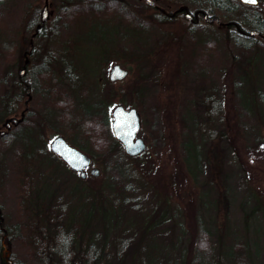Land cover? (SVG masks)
I'll list each match as a JSON object with an SVG mask.
<instances>
[{
  "label": "rangeland",
  "instance_id": "rangeland-1",
  "mask_svg": "<svg viewBox=\"0 0 264 264\" xmlns=\"http://www.w3.org/2000/svg\"><path fill=\"white\" fill-rule=\"evenodd\" d=\"M52 1L45 34L37 37L33 31L45 0L0 3V130L9 131L6 120L20 115L28 97L19 76L26 57L34 107L24 122L30 126L14 124L0 135V235L8 245L0 264L35 263L31 236L16 238L14 225L28 217L26 206L40 197L48 201L54 192L67 200L72 184L85 193L83 186L94 189L89 196L83 193L82 204L88 211L95 205L93 223L109 254L104 264H200L195 236L204 228L213 248L210 264H233L230 250L237 241L249 243L253 264H264V40L252 35L254 45L246 48L236 43L240 32L216 21L193 26L180 16L181 21L166 22L159 19L165 13L145 0H100L102 10L96 13L101 14L87 10L85 17L78 0ZM259 1L254 10L264 18V0ZM157 2L167 8L171 1ZM213 12L221 20L234 17ZM104 14L119 22L121 34L114 33L110 42L93 39L100 32L83 36L87 22ZM79 39L81 49L72 58L84 64L97 48L108 49L98 54L103 61L97 95L110 117L118 103L135 105L143 118L138 135L148 144L139 156H124V171L106 165L110 156L94 158L85 148L93 157L91 166H99L101 173L92 175L90 166L83 179L49 149L53 135L65 134L73 142L72 127L85 128L89 122L96 128L101 119L96 110L87 113L91 122L81 120L87 119L85 112L75 126L71 121L72 104L80 105V84L58 61L63 43L71 46ZM117 62L129 73L107 82ZM240 90L251 98L250 108ZM187 139L201 149L198 178L187 163ZM30 149L34 156L27 155ZM107 225L112 228L103 232Z\"/></svg>",
  "mask_w": 264,
  "mask_h": 264
},
{
  "label": "trees",
  "instance_id": "trees-1",
  "mask_svg": "<svg viewBox=\"0 0 264 264\" xmlns=\"http://www.w3.org/2000/svg\"><path fill=\"white\" fill-rule=\"evenodd\" d=\"M4 1L5 0H0V3H3ZM231 1L232 2L228 6L222 2L220 3L219 0H216L213 3L214 8L224 12L229 16V12L234 14V17H231L230 19L232 21H236L240 27L248 33L245 35L240 32L239 35L235 37L236 43L239 46L250 48L254 45L249 43L250 38H253L250 33L252 30L264 32V20L261 19L260 13H258L257 10H254V7L257 4H248L240 0ZM240 8L247 9L241 11ZM98 11H101V8L98 9ZM98 13L101 14V12ZM94 14H96V9H94ZM114 21V19L106 16L105 14L104 16L98 15V18L90 19L87 22L86 29L89 30L88 34L92 31L98 33L100 32L99 35L93 36V39L104 38L106 40L107 38L110 42L112 41L114 33L121 34L122 32L119 22L114 23ZM231 27L238 31L234 25ZM88 39L90 40V36ZM145 40L146 38L144 41ZM114 49L115 47L113 48V51ZM91 50L89 52H91ZM102 50L104 53H106V50L108 51L107 48H102ZM102 50H98L97 48L94 53L95 55L89 57V60H87L86 64H84L82 61H79L78 66L80 67L78 68H82L83 76L87 77L86 79H83L82 76L79 80H77L76 83L80 84V96L79 98L77 97L80 101V105L76 107L75 104H72V108L69 111L73 126H75L74 121L80 120L84 112L86 113L85 116H87V119L83 118L81 119L82 121L88 120L91 122L92 118L89 117V115L91 114V111L96 110H99L98 113L101 119L98 121V124H95L97 125L96 128L91 126L92 124L89 122L88 126L85 128H81L80 125H76L75 128L72 127V140L75 145L81 147L83 150H85V148H89L94 155V158H99L100 156H110L109 159L106 160V165H113L112 167L117 168L119 171H124V166L126 164L124 162V156L128 155L130 157H137L140 154L132 156L125 152L122 143L114 135L111 125L112 116L110 117L108 108L104 107L105 100L101 98L102 96L99 94L97 95L102 84L101 78H98L100 63L103 61L102 59L101 62H99L98 54ZM249 62L252 67L255 65L253 61L249 60ZM90 74H94V77H91ZM105 78L106 77L104 76V79ZM106 79V81L109 82L108 78ZM240 97L243 99L244 106L246 108H250L248 100H251V98L249 95H244L243 91L240 90ZM260 101L264 103L263 91H260ZM87 113L89 115H87ZM256 140H259V138L256 137ZM185 148L188 161L187 163L190 164L189 169L191 171V175L195 178H198L201 175H198L197 172H201L200 161L202 156L200 146L196 144L195 141L187 139ZM112 152L117 153L119 157H116V159L114 155L111 154ZM27 155L31 157L35 154L32 149H30V151L28 150ZM53 166L56 167L57 164ZM115 173L116 172H114V175ZM81 179L83 178L81 177ZM23 183L29 191V186L31 185L30 180L25 178ZM70 186V192L68 193L69 198L67 200L65 197H59L58 195L60 193L58 194L53 192V195L50 197L51 199L48 201H44L43 197H40V199H38L35 204L33 203L28 206L25 205L24 200L20 202L21 212L23 211V205H25V210H27L28 217L25 219L23 216L21 217V219L14 225L13 233L18 239H24L28 235L31 236V249L34 250L35 248V263L29 262V264H104V261L107 259L109 254H106L105 246L102 244V242H100V236L97 234V227L93 223V219L95 217V205L92 203L93 207L88 211L87 208L82 204V202L85 200L83 199V193H85L84 190H81L78 185L72 184ZM83 188L85 189V194L87 195L93 189V187L85 186H83ZM72 194H77L75 197L78 198L76 200L74 198L70 199V197L74 196ZM85 212H87V216L85 215ZM162 215H165V213H162ZM201 220L202 218L200 221ZM200 225L202 226L201 228H204L202 223H200ZM110 227L112 228V225L105 226L103 232L109 230ZM4 236L5 234L3 236L0 235V257L3 262L6 260V247L8 246L7 243H5ZM209 238L210 231L206 228H204L197 236H195L197 260H199L200 264L211 263L213 257V248L210 246L211 243L209 242ZM248 244V242L245 243L237 241L232 245V249L230 250V258L233 264H253V260L250 258L251 252L249 251ZM199 245L202 246L199 247ZM14 264L27 263L24 259H19L15 261Z\"/></svg>",
  "mask_w": 264,
  "mask_h": 264
},
{
  "label": "flooded vegetation",
  "instance_id": "flooded-vegetation-1",
  "mask_svg": "<svg viewBox=\"0 0 264 264\" xmlns=\"http://www.w3.org/2000/svg\"><path fill=\"white\" fill-rule=\"evenodd\" d=\"M69 1H70V4H71L72 0H69ZM78 1H80V4L85 5L83 7V10H82V11L85 12V13H83L84 17L85 16H88V15H86V11L87 10L90 11V13L94 15V9H96V11H98V9H100L101 5H103L102 3H100V0H78ZM145 1L147 3H149L147 0H145ZM169 1H171V2L168 3L169 6H167V8L170 9V10H168L163 5H161L160 3H158L157 0H153L154 4L149 3L150 5L156 7L157 9H159L161 11L160 12L161 14L162 13H165V15L162 14V16L159 17V19H162V20H164L166 22L167 21H170V22L174 21L175 22L178 18H179L178 20L181 21L182 18L184 17L188 22L192 23L193 26H197V24H200L201 22H205V23H208L209 24V23H214L216 21V22H219V24H221L223 26H229L230 27V26L234 25L238 29V31L241 32L242 34H245V35L248 34L245 30H243L240 27V25L236 21H232L230 18H226V19L221 20V18L217 14H215L213 12V10H214V4L213 3L216 0H178V1L169 0ZM230 1L231 0H219L220 3L222 2L223 4L228 5V6L230 4ZM172 4H175V5L177 4L179 6L177 8H175V9H172L171 8V5ZM52 5H53V1L52 0H45V5H44L43 10H42L41 19L36 23V27H35V29L33 31V37H37L39 35H44L45 34V30H44L45 29V23L47 22V20L49 18V15H50L49 8ZM89 5L91 7H94V8H90ZM185 5L187 6L186 8H184L182 10H179V11H176L181 6H185ZM101 10H102V8H101ZM44 11L47 12V18L45 19V21L42 20L43 19V12ZM97 13H96V15H97ZM180 16H182V18ZM261 19L264 20L263 17H261ZM83 31H84V35H86V32L89 31V30L88 29H84ZM250 34L251 35H258V36H260L264 40V32L263 31H257V33H255V34H252V33H250ZM77 41L78 42H75L74 41V43L72 41L71 46L66 45L68 43H67V41H65L63 43V45H62V47H63L62 50L63 51H59L62 54V57H60V59H59L58 62H59V64L63 65V67H65V69L67 70V76H69L72 80L74 78H76V80H79L83 76V70H82V68H78V67H80V66H78L79 65L78 63H79L80 60L77 61V59L72 58L74 56V54L76 53V51H78L79 49H81L80 46L82 45V43L80 44V39L77 40ZM26 52H29V51L26 50ZM30 52H31V50H30ZM67 57H70V59H71L68 62L66 61V58ZM29 63H30V58H27L26 57V59L24 61V64L21 67L20 74H19L20 79H21V82H22V89H25L26 90V92L28 94V97L24 101V107L21 109L20 115L19 116H16L18 118V123L15 124L16 126L17 125H21V124H25L24 122L27 120V117L29 116V114L34 111V107L32 106V103H31L32 98H33V94L31 93V89H30V86H29V83H28V79L25 77L26 76L25 74H26V72L28 70V64ZM123 67L124 68H127L125 66H123ZM127 69L129 71V68H127ZM110 72H111V70H110ZM110 72H109V75H108V80L109 81H115V80H112L110 78ZM86 77L87 76H83V79H86ZM100 78L102 79V77H100ZM34 80H35V78H34ZM116 80H121V79H116ZM208 95H210V93ZM132 106H135V105H132ZM125 107L126 108H129L130 106H126L125 105ZM140 113H141V111H140ZM141 115H142V113H141ZM27 122H29V121L27 120ZM28 124L29 123H26L25 124L26 127L30 126V124L29 125ZM13 125H14V123H12V126H11V128H9V131L12 130ZM9 131H6V133L4 135H1V136L2 137L3 136H6ZM58 135H63L68 142H70L72 144H74V143L71 142L70 139L65 134H62V133L55 134L50 139V142H49V149H50V151L54 155H56L58 158H60L64 163H66L59 155H57L56 153H54L51 150V142ZM92 163H93V158H92ZM92 163H91V165H92Z\"/></svg>",
  "mask_w": 264,
  "mask_h": 264
},
{
  "label": "water",
  "instance_id": "water-1",
  "mask_svg": "<svg viewBox=\"0 0 264 264\" xmlns=\"http://www.w3.org/2000/svg\"><path fill=\"white\" fill-rule=\"evenodd\" d=\"M149 3L154 4L153 0H147ZM244 3H251L249 0H240ZM187 6H181L178 10H182ZM47 18V12H43V21ZM257 31L252 30L251 33L255 34ZM129 73L127 68H124L120 62L114 64L110 72V78L112 80L123 79ZM12 123H18V118L11 117L6 120L5 125L7 129L11 128ZM142 115L135 106L126 108L124 104H116L112 111V129L116 138L122 143L124 150L129 155H138L142 153L147 147V141L143 136L138 135V132L142 128ZM7 130H0V135H4ZM51 150L59 155L74 172H79L82 178H86L88 175L87 168L92 163L91 155L81 149L80 147L68 142L63 135L56 136L51 142ZM90 173L98 176L101 173L99 166H91Z\"/></svg>",
  "mask_w": 264,
  "mask_h": 264
},
{
  "label": "snow or ice",
  "instance_id": "snow-or-ice-1",
  "mask_svg": "<svg viewBox=\"0 0 264 264\" xmlns=\"http://www.w3.org/2000/svg\"><path fill=\"white\" fill-rule=\"evenodd\" d=\"M249 2H251V3H256L257 0H249Z\"/></svg>",
  "mask_w": 264,
  "mask_h": 264
}]
</instances>
